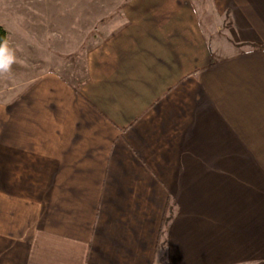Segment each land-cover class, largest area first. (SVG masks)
I'll use <instances>...</instances> for the list:
<instances>
[{
    "label": "crops",
    "instance_id": "obj_1",
    "mask_svg": "<svg viewBox=\"0 0 264 264\" xmlns=\"http://www.w3.org/2000/svg\"><path fill=\"white\" fill-rule=\"evenodd\" d=\"M196 2L129 0L79 86L3 78L0 264H264V0Z\"/></svg>",
    "mask_w": 264,
    "mask_h": 264
},
{
    "label": "rangeland",
    "instance_id": "obj_2",
    "mask_svg": "<svg viewBox=\"0 0 264 264\" xmlns=\"http://www.w3.org/2000/svg\"><path fill=\"white\" fill-rule=\"evenodd\" d=\"M128 1L0 0L2 5L12 4L17 13L4 24L17 62L10 73L0 76V89L10 79H30L47 71L79 86L87 77L90 53L121 25Z\"/></svg>",
    "mask_w": 264,
    "mask_h": 264
},
{
    "label": "clouds",
    "instance_id": "obj_3",
    "mask_svg": "<svg viewBox=\"0 0 264 264\" xmlns=\"http://www.w3.org/2000/svg\"><path fill=\"white\" fill-rule=\"evenodd\" d=\"M16 62V52L10 47L8 40H0V76L10 73Z\"/></svg>",
    "mask_w": 264,
    "mask_h": 264
},
{
    "label": "trees",
    "instance_id": "obj_4",
    "mask_svg": "<svg viewBox=\"0 0 264 264\" xmlns=\"http://www.w3.org/2000/svg\"><path fill=\"white\" fill-rule=\"evenodd\" d=\"M5 39H7V31L2 25H0V40H5ZM173 217H174V210L168 208L162 224L160 239L158 242V249H165L166 247L167 231Z\"/></svg>",
    "mask_w": 264,
    "mask_h": 264
}]
</instances>
